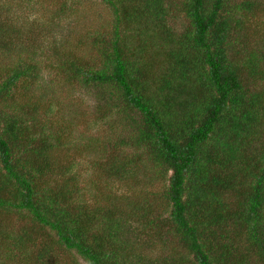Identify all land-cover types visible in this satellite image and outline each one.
Listing matches in <instances>:
<instances>
[{"label":"trees","instance_id":"obj_1","mask_svg":"<svg viewBox=\"0 0 264 264\" xmlns=\"http://www.w3.org/2000/svg\"><path fill=\"white\" fill-rule=\"evenodd\" d=\"M99 1L113 16L92 37L100 63L68 67L139 113L130 143L146 148L162 193L135 188L134 157L93 161L100 175L83 183L39 100L21 103L39 68L18 61L16 11L0 0V53L18 61L0 69V264H264V29H245L264 8Z\"/></svg>","mask_w":264,"mask_h":264},{"label":"rangeland","instance_id":"obj_2","mask_svg":"<svg viewBox=\"0 0 264 264\" xmlns=\"http://www.w3.org/2000/svg\"><path fill=\"white\" fill-rule=\"evenodd\" d=\"M257 1L264 8V0ZM4 2L13 3L9 9L16 11L14 15L20 37L16 43L20 57L18 61L30 62L39 68L37 81L28 89L18 92L19 98L22 97L21 103L30 99L34 102L39 100L43 109L41 112L46 118L44 120L48 119L42 121L41 118V123L51 125L55 135L66 138V144L63 143L62 147L71 149L69 155L76 165L73 170L81 175L83 183L94 178L91 173L100 175L99 169L93 172V161L105 162L106 158L126 161V158L134 157L130 166L133 167L132 175H136L139 181L135 188L145 194H161L162 183L157 170L148 160L146 148L139 155L140 149L130 143L135 136L133 122L139 120V113L132 109L124 110L123 105L117 108L118 103L114 105L109 100L105 86H84L68 67V63L74 62L84 68L94 62L96 65L100 63L99 50L92 43V37L97 33L108 36L112 29L111 10L99 0ZM63 7L64 11L60 12ZM184 24L181 16L171 22L177 32ZM245 29L251 39L256 35L258 37L261 29H264V13L256 10L246 13ZM253 43L261 48L260 42H257L258 45ZM18 61L16 57L9 58L8 54L0 53V69L4 70L7 65ZM105 105L110 108L109 111ZM56 125L61 129L58 130ZM111 186L114 191L120 190L118 193H131L116 181ZM80 264L85 263L80 260Z\"/></svg>","mask_w":264,"mask_h":264}]
</instances>
